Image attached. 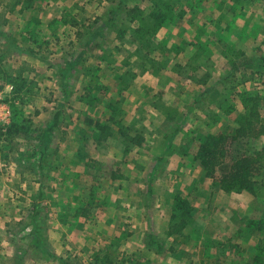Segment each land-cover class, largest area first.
<instances>
[{
    "label": "rangeland",
    "instance_id": "rangeland-1",
    "mask_svg": "<svg viewBox=\"0 0 264 264\" xmlns=\"http://www.w3.org/2000/svg\"><path fill=\"white\" fill-rule=\"evenodd\" d=\"M0 65V264H264V173L225 192L197 158L245 93L264 122V0H0Z\"/></svg>",
    "mask_w": 264,
    "mask_h": 264
},
{
    "label": "trees",
    "instance_id": "trees-1",
    "mask_svg": "<svg viewBox=\"0 0 264 264\" xmlns=\"http://www.w3.org/2000/svg\"><path fill=\"white\" fill-rule=\"evenodd\" d=\"M132 9L128 11L129 14H131V21L137 22L133 31L139 36H143L144 33H148L149 31V29L146 28L147 24L143 23V18L139 17V11H136V8ZM175 13L174 6L169 4L158 6L157 9L150 12L149 18L153 21L152 33L160 29L167 19L173 16L179 18L184 16L183 10H179L177 15H175ZM114 25L115 24L111 21V26ZM4 74L5 71L0 65V76ZM1 88L2 85L0 82V89ZM243 97L242 102L244 104V110L236 111L234 119L236 126H234L230 132L220 130L216 133H209L204 141L201 142L197 153V158L199 159V163L205 175L225 192L247 191L249 193H254L257 179L264 173V146L259 151H253L248 154L233 155L232 153L234 150H237L240 139L259 138L264 136V122L262 121L259 109L261 107L260 103L262 96L260 94L247 92ZM89 123L91 124L90 121ZM93 125L94 128L101 133H109V125L99 122H93ZM232 145L236 147L231 148ZM189 211L190 208L186 199L180 196H175L173 198L168 225V232H170V234L175 233V231H178L181 227V225L179 227V224H172L174 223L173 221L176 218L181 219L184 216L189 217ZM157 246L160 250L161 245L159 244Z\"/></svg>",
    "mask_w": 264,
    "mask_h": 264
},
{
    "label": "crops",
    "instance_id": "crops-1",
    "mask_svg": "<svg viewBox=\"0 0 264 264\" xmlns=\"http://www.w3.org/2000/svg\"><path fill=\"white\" fill-rule=\"evenodd\" d=\"M166 230H167V228H166Z\"/></svg>",
    "mask_w": 264,
    "mask_h": 264
}]
</instances>
